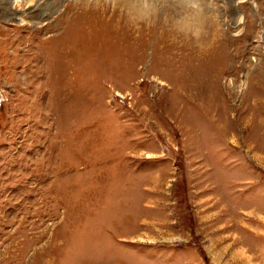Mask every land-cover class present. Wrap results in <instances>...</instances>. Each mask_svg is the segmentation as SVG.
<instances>
[{
  "label": "rangeland",
  "instance_id": "obj_1",
  "mask_svg": "<svg viewBox=\"0 0 264 264\" xmlns=\"http://www.w3.org/2000/svg\"><path fill=\"white\" fill-rule=\"evenodd\" d=\"M43 3L0 0V264H264V0L200 41Z\"/></svg>",
  "mask_w": 264,
  "mask_h": 264
},
{
  "label": "clouds",
  "instance_id": "obj_2",
  "mask_svg": "<svg viewBox=\"0 0 264 264\" xmlns=\"http://www.w3.org/2000/svg\"><path fill=\"white\" fill-rule=\"evenodd\" d=\"M116 3L117 0H107ZM133 15L130 22L165 23L176 34L200 41L218 21L216 0H121Z\"/></svg>",
  "mask_w": 264,
  "mask_h": 264
},
{
  "label": "bare ground",
  "instance_id": "obj_3",
  "mask_svg": "<svg viewBox=\"0 0 264 264\" xmlns=\"http://www.w3.org/2000/svg\"><path fill=\"white\" fill-rule=\"evenodd\" d=\"M2 1L11 2L12 0H2ZM83 1L84 0H79V1L77 0L76 4H81L79 10H77V9L72 8L70 4H67V5L63 4L62 0H44V3L42 4V6H39L33 12L29 13L28 17L29 18L34 17L33 19H35V17H37V20H39L40 22H46V23H47V20H50L52 18L53 21H56L57 23H62V22L68 21L69 15H73L74 18H77L75 20L82 22L81 25L80 24H73V26H69L70 32H68V33L64 32L65 29H63V28L61 29L60 27H50L49 23L47 24V26L46 25L42 26V31H45V32L62 31V32H64V34H63L64 36L74 35V33H76L75 35H79V36L80 35H87L89 32L93 31L94 30L93 27H90V29H88V27L85 26L87 23L86 22L87 14L88 15H94L95 17L97 16L96 18H98L99 21L100 20L103 21V17L107 18V19L108 18H114V19L116 18L117 20H120V21L124 20L125 25L128 26V28L132 34H133V32L145 33L144 32L145 28L149 29V32L151 30H155V29L158 31H160V29H166V30L169 29L166 26V24L163 22H158V23H155L151 26H148L146 24H133V23H131L130 22V16L133 15V12L130 8L126 9L124 5H121V4H123L121 2V0H117L116 3H112L113 7L110 11H108V8H107L109 6L103 5L102 0H94L92 5H88L87 2L83 3ZM86 1H88V0H86ZM232 1H234V0H232ZM216 3H217V0H216ZM119 5H121V6H119ZM118 7H120L119 10H118ZM22 15H23V13H22ZM78 25H80V26H78ZM164 32H165V30H164ZM167 32H168V34H170L169 31H167ZM173 34H175V33H173Z\"/></svg>",
  "mask_w": 264,
  "mask_h": 264
}]
</instances>
